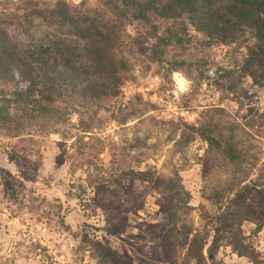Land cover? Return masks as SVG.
Here are the masks:
<instances>
[{
  "label": "rangeland",
  "instance_id": "obj_1",
  "mask_svg": "<svg viewBox=\"0 0 264 264\" xmlns=\"http://www.w3.org/2000/svg\"><path fill=\"white\" fill-rule=\"evenodd\" d=\"M22 1L0 0V19ZM178 35L161 61L125 38L119 95L61 99L21 136L0 133V264H264V82L241 76L233 45Z\"/></svg>",
  "mask_w": 264,
  "mask_h": 264
},
{
  "label": "trees",
  "instance_id": "obj_2",
  "mask_svg": "<svg viewBox=\"0 0 264 264\" xmlns=\"http://www.w3.org/2000/svg\"><path fill=\"white\" fill-rule=\"evenodd\" d=\"M99 1L100 7L90 9L66 0H24L0 19V133L21 136L27 122L52 115L61 99L87 103L119 95L129 70L125 38L139 53L161 61L168 40L180 42L178 34L193 28L210 42L233 45L241 76L264 82V0ZM191 128L213 142L206 129ZM193 136L186 135V142ZM223 153L237 166L245 159L230 142ZM18 159L17 151L8 153L10 162ZM189 243L202 257L199 238ZM166 263L179 264L175 256Z\"/></svg>",
  "mask_w": 264,
  "mask_h": 264
},
{
  "label": "clouds",
  "instance_id": "obj_3",
  "mask_svg": "<svg viewBox=\"0 0 264 264\" xmlns=\"http://www.w3.org/2000/svg\"><path fill=\"white\" fill-rule=\"evenodd\" d=\"M177 81V87L179 90L183 91L185 89V82L183 81L181 75L179 73L175 74L174 77Z\"/></svg>",
  "mask_w": 264,
  "mask_h": 264
}]
</instances>
